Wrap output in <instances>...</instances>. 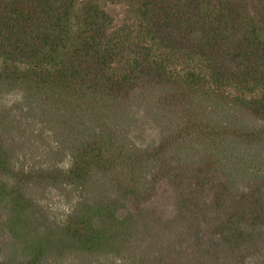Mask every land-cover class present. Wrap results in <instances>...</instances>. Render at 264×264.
Returning <instances> with one entry per match:
<instances>
[{
    "label": "trees",
    "instance_id": "obj_1",
    "mask_svg": "<svg viewBox=\"0 0 264 264\" xmlns=\"http://www.w3.org/2000/svg\"><path fill=\"white\" fill-rule=\"evenodd\" d=\"M78 250L264 264V0H0V264Z\"/></svg>",
    "mask_w": 264,
    "mask_h": 264
},
{
    "label": "rangeland",
    "instance_id": "obj_2",
    "mask_svg": "<svg viewBox=\"0 0 264 264\" xmlns=\"http://www.w3.org/2000/svg\"><path fill=\"white\" fill-rule=\"evenodd\" d=\"M110 13L115 17L117 24L121 23V19H123V12L118 7H112L110 8ZM60 203H56L55 207H60ZM28 243V241H26ZM54 244L57 243L56 239L53 240ZM16 249L17 246L11 247ZM17 250V249H16ZM52 250H56L54 246H52ZM146 255H149V251L145 250ZM90 254L84 251H74L72 254L67 255L66 257L69 259V262H65V264H93L94 261H92V258H89ZM89 256V257H88ZM175 256V254H173ZM58 259V258H57Z\"/></svg>",
    "mask_w": 264,
    "mask_h": 264
}]
</instances>
